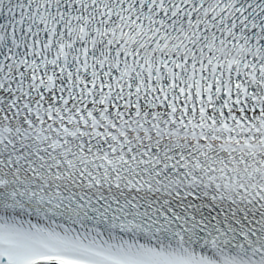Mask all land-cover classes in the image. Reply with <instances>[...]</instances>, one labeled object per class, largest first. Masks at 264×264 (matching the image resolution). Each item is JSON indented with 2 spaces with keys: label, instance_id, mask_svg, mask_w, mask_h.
<instances>
[{
  "label": "snow or ice",
  "instance_id": "1",
  "mask_svg": "<svg viewBox=\"0 0 264 264\" xmlns=\"http://www.w3.org/2000/svg\"><path fill=\"white\" fill-rule=\"evenodd\" d=\"M0 264H264V0H0Z\"/></svg>",
  "mask_w": 264,
  "mask_h": 264
}]
</instances>
